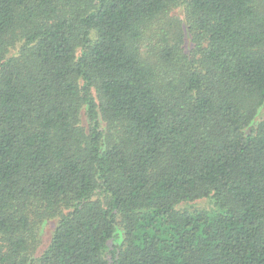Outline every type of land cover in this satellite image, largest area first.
<instances>
[{"label": "trees", "instance_id": "obj_1", "mask_svg": "<svg viewBox=\"0 0 264 264\" xmlns=\"http://www.w3.org/2000/svg\"><path fill=\"white\" fill-rule=\"evenodd\" d=\"M263 104L264 0H0V264H264Z\"/></svg>", "mask_w": 264, "mask_h": 264}, {"label": "rangeland", "instance_id": "obj_2", "mask_svg": "<svg viewBox=\"0 0 264 264\" xmlns=\"http://www.w3.org/2000/svg\"><path fill=\"white\" fill-rule=\"evenodd\" d=\"M174 13H176V12H174ZM263 119H264V104L260 107V109L256 115V122L263 120ZM195 206L196 207H207L208 205H207L206 201H199V203H197Z\"/></svg>", "mask_w": 264, "mask_h": 264}]
</instances>
